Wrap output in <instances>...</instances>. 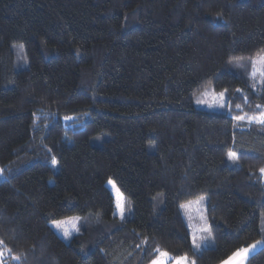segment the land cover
<instances>
[{"label": "trees", "instance_id": "obj_1", "mask_svg": "<svg viewBox=\"0 0 264 264\" xmlns=\"http://www.w3.org/2000/svg\"><path fill=\"white\" fill-rule=\"evenodd\" d=\"M262 55L264 0H0L10 264H152L157 248L222 264L264 241V124L247 119L264 111L249 84ZM208 89L224 113L194 107ZM203 197L214 246L197 252L180 206ZM86 215L108 227L69 243L50 227Z\"/></svg>", "mask_w": 264, "mask_h": 264}, {"label": "rangeland", "instance_id": "obj_2", "mask_svg": "<svg viewBox=\"0 0 264 264\" xmlns=\"http://www.w3.org/2000/svg\"><path fill=\"white\" fill-rule=\"evenodd\" d=\"M15 53H16V66H15L16 70L20 71V70L26 69L27 62L24 57L23 46L21 45L15 46ZM261 60H264V55L259 56L258 58L255 59L252 71L250 73L249 84L251 86L255 85V87L252 86L255 90H259L262 86V83L260 82L261 77L259 75H256L255 78H253L252 76L254 72H257V73L259 72L261 65L258 62ZM221 94H223V96H221ZM227 102H228V95L226 92L217 93L212 89H208L207 91L203 92L201 95L195 98L194 107L200 111H204V112H208L212 114L214 113L221 114L226 111L228 107ZM93 144L96 145V142H93ZM228 157H229V154H228ZM228 161L231 167L238 166L237 155H236L235 163L232 160H229V158H228ZM53 170L55 173H58V164L56 162L53 163ZM3 180H4V176L0 169V183ZM262 181L264 185V174H262ZM125 208H126V211H125L126 217H128L131 214V205L128 199H126L125 201ZM206 208H207V200L205 197L192 201V202L185 203L180 206L181 213L186 222L188 231L192 239V245H193V238L195 237V242L201 244V251L206 248H210L214 246V241L211 235V231L208 233L201 231L202 228H208L210 230L209 224L207 221ZM58 221L65 222L63 223L60 229H57L53 222L50 224V227L66 243L71 242L74 238L82 234L92 232L96 229L103 230L108 227V225L102 224L99 218L92 216V215H86L82 217L74 216V217L61 219ZM64 229H67L71 233L70 238L68 239L64 238L63 236ZM209 236H210V239H208ZM263 247L264 245L258 248L256 253H258ZM193 249L194 251H197L194 248V245H193ZM0 253H2V255H0V264H10V260L8 259L9 258L8 254L2 249L1 244H0ZM169 264H174V262L170 260Z\"/></svg>", "mask_w": 264, "mask_h": 264}, {"label": "snow or ice", "instance_id": "obj_3", "mask_svg": "<svg viewBox=\"0 0 264 264\" xmlns=\"http://www.w3.org/2000/svg\"><path fill=\"white\" fill-rule=\"evenodd\" d=\"M258 63L261 65L259 72L258 73L254 72L252 76L253 78H255L256 75H259L261 77L260 82L264 84V60H261ZM252 86L255 87V85ZM221 96H223V94H221ZM66 119H70V118H66ZM235 119L243 120L245 119V116H237L235 117ZM247 119L249 121H255L260 124H264V111H262L258 116H249L247 117ZM228 158L229 160H232L234 163L236 162L235 153L230 152ZM260 171L262 174H264V168H262ZM109 183H112V181H109ZM117 208L119 209L121 217L123 218V212H124L123 206L120 203H118ZM53 223L57 229H60L63 223L65 222L54 221ZM201 231L206 233L210 232L208 228H202ZM63 236L65 239H68L70 238L71 233L67 229H64ZM208 239H210V236L208 237ZM193 245L194 248L197 250V252L201 251V244L195 242V237L193 238ZM262 245H264V241H257L255 244L249 245L247 247H241L237 249L230 257H228L226 261H223L222 264H248L249 259L253 257V255L257 252V249L260 248ZM155 252L157 255H156V259L152 261V264H169L170 260H172L174 264H195V261H189L187 256L173 258L170 253H168L167 251H163L159 248L155 249ZM0 255H2V253H0ZM14 259L19 260V257H14Z\"/></svg>", "mask_w": 264, "mask_h": 264}]
</instances>
